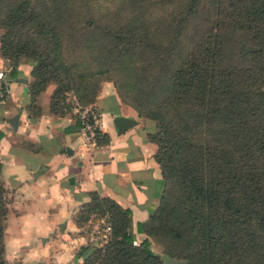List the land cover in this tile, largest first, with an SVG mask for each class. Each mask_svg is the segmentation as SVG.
I'll use <instances>...</instances> for the list:
<instances>
[{"label": "trees", "instance_id": "1", "mask_svg": "<svg viewBox=\"0 0 264 264\" xmlns=\"http://www.w3.org/2000/svg\"><path fill=\"white\" fill-rule=\"evenodd\" d=\"M250 2L236 20L247 35L245 67L229 69L217 53L202 48L172 78L166 99L179 130L160 121L147 134L156 146L162 190L147 220L135 223V232L144 237L133 243L130 211L91 193L79 208L105 211L110 235L97 247H80L73 264H163L147 237L160 240L165 256L186 264H264V0ZM27 25L35 34L45 25L54 32L50 11L26 0H0L2 57L26 55L18 35ZM10 68L14 77L16 67ZM28 90L33 103L39 91L30 82ZM178 103L194 104L197 119L185 117ZM50 109L66 108L52 94ZM200 124L219 130L221 140L201 142L194 133ZM71 129L79 131L76 118ZM103 141L105 135L96 131L94 142ZM7 212L0 180V264H11L3 256Z\"/></svg>", "mask_w": 264, "mask_h": 264}, {"label": "rangeland", "instance_id": "2", "mask_svg": "<svg viewBox=\"0 0 264 264\" xmlns=\"http://www.w3.org/2000/svg\"><path fill=\"white\" fill-rule=\"evenodd\" d=\"M250 1L26 0L44 13L50 11L54 32L45 25L35 34L32 26H25L18 36L26 43V55L3 58L7 66L26 69L34 91H48L65 108L94 109L91 103L97 91L107 85L122 105L150 121L154 131L160 121L178 131L166 99L172 78L202 48L217 53L229 69L245 67L247 35L236 27V20ZM3 31L0 27V35ZM176 105L183 108L185 117L197 119L194 104ZM194 133L204 143L221 140L219 130L203 124ZM168 190L171 195V187ZM72 222L74 233L85 239L73 252L60 243H46L47 238L40 242L18 235L8 226L3 236L4 258L11 264H73L80 247H97L110 235V219L103 210L79 208ZM147 239L158 259L167 257L160 240Z\"/></svg>", "mask_w": 264, "mask_h": 264}, {"label": "crops", "instance_id": "3", "mask_svg": "<svg viewBox=\"0 0 264 264\" xmlns=\"http://www.w3.org/2000/svg\"><path fill=\"white\" fill-rule=\"evenodd\" d=\"M10 69L0 54V76L8 88L0 105V180L8 208L5 232L10 226L18 235L40 242L47 238L46 243H60L73 252L85 239L74 233L72 219L95 193L127 208L133 239L144 237L135 232V223L147 220L162 190L156 146L147 138L154 131L152 123L138 118L111 87L102 85L91 105L105 141L88 143L71 129L76 118L73 108L52 111L48 91L39 92L31 103L26 69L16 67L14 77L9 76ZM17 77L26 83L14 81ZM115 116L132 119L133 124L117 132Z\"/></svg>", "mask_w": 264, "mask_h": 264}, {"label": "built area", "instance_id": "4", "mask_svg": "<svg viewBox=\"0 0 264 264\" xmlns=\"http://www.w3.org/2000/svg\"><path fill=\"white\" fill-rule=\"evenodd\" d=\"M8 95L7 82L0 76V105L3 104ZM75 110L76 119L79 122V133L84 141L94 143L95 133L97 131V114L92 107L72 106ZM107 228V227H106Z\"/></svg>", "mask_w": 264, "mask_h": 264}, {"label": "water", "instance_id": "5", "mask_svg": "<svg viewBox=\"0 0 264 264\" xmlns=\"http://www.w3.org/2000/svg\"><path fill=\"white\" fill-rule=\"evenodd\" d=\"M14 81L26 83V79L23 77H17L14 79ZM113 123L116 128L117 132H121L130 125L133 124V120L129 118H125L122 116H115L113 118ZM163 264H186V261L180 260V259H174L169 257H163L162 259Z\"/></svg>", "mask_w": 264, "mask_h": 264}]
</instances>
